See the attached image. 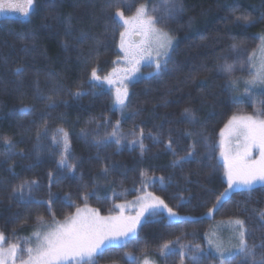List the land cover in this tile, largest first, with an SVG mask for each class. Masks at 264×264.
<instances>
[{
	"label": "trees",
	"instance_id": "1",
	"mask_svg": "<svg viewBox=\"0 0 264 264\" xmlns=\"http://www.w3.org/2000/svg\"><path fill=\"white\" fill-rule=\"evenodd\" d=\"M140 1L149 9L166 5V14L155 11L154 15L163 16L167 27L180 20L188 42L179 56L175 51L164 73L133 85L127 106L119 113L110 92L92 81L91 72H105L115 59L111 27L117 25L120 0H53L51 4L34 0L29 16L0 18V231L17 235L39 218H63L75 206L84 205L85 196L87 205L103 211L137 196L145 177L159 175L166 186L153 187V193L183 218L144 224L137 236L144 254H155L159 239L184 235L186 241L188 232L202 233L196 243L203 240L205 245L207 224L241 208L252 209L243 219L249 246H264V195L257 193L242 201L244 191L222 200L224 183L213 172V164L221 166L220 156L214 155L209 146L215 144H208L203 134L208 126L211 134L206 135L214 140L225 117L215 113L216 100L207 91L209 83L214 86L216 81L220 86L223 82L210 78L220 62L218 57L226 46L245 48L258 39L264 27V0H129L126 9L131 11ZM172 5L176 9L169 12ZM90 14L99 17L103 29L93 27ZM245 16L250 23L237 19ZM205 68L211 73H204ZM77 91L84 94L77 97ZM22 108L30 111L21 112ZM186 108L194 113V121L180 118ZM117 122L120 134L112 138L109 134ZM60 129L67 133L66 153L63 137L57 135ZM5 137L11 146L5 144ZM202 148L210 153L203 156ZM190 151L192 155L184 159ZM62 154L67 164L75 166L74 172L59 167ZM33 180L38 187L32 199L45 203H21L13 198L15 188ZM180 192L190 193L193 203L175 206L180 196L173 195ZM120 252L126 254L127 248L119 247ZM182 256L174 250L160 264L189 260L186 254ZM239 256L225 262L239 264ZM202 258L205 263L201 264L218 262L210 252ZM261 258L264 247L257 249L256 260ZM128 262L136 264L137 260Z\"/></svg>",
	"mask_w": 264,
	"mask_h": 264
},
{
	"label": "snow or ice",
	"instance_id": "2",
	"mask_svg": "<svg viewBox=\"0 0 264 264\" xmlns=\"http://www.w3.org/2000/svg\"><path fill=\"white\" fill-rule=\"evenodd\" d=\"M34 5V0H0V14L6 11H17L23 13L24 16L30 15V10ZM119 4L116 5V17H118L125 25V31L120 33V51L124 53V57L128 62V67L123 70L113 69V72L107 76L101 77L97 74V70L91 72V79L95 82H106L112 85L119 80L120 84L116 88V103L125 108L128 97L127 85L123 83L125 79H130L132 75L139 71L141 59L147 61L149 67L155 69V75L167 67V57L172 48V36L161 28L157 27L158 18L154 15L156 9L152 13L148 11L147 5L140 4L136 9L135 15L125 18L124 13L119 10ZM176 9V5L168 10L171 12ZM167 18H171L170 16ZM160 19H165L161 17ZM243 19L247 24L251 21L247 16L237 17ZM130 28L135 29L143 39L135 50H132L126 44V37L129 35ZM264 52V36L260 37ZM249 72L251 79L247 81L245 91H250L256 85H264V62L259 68ZM234 69V65L226 64L225 70L230 74ZM19 71V70H18ZM84 93L77 91L75 96L79 97ZM54 107L55 105H50ZM21 112L30 111L22 108ZM185 118L191 122L195 120V115L190 109L184 110ZM117 127L109 134L110 137H117ZM47 133L45 132V135ZM58 136L63 137L65 145V153L67 152L68 140L67 133L60 129L57 131ZM142 135V134H141ZM191 135V133H188ZM6 145L11 146V141L5 137ZM116 139V143H119ZM135 143V141H133ZM143 151V143L140 142ZM171 148V144L168 145ZM258 153V157L254 155ZM192 155L190 151L184 159ZM219 156L223 161L224 174L227 178L229 190L251 189L256 183H264V118H261L259 111L253 115H233L225 124L220 132L219 140ZM67 156L62 154L59 167L67 168L68 171L74 172L75 166L67 164ZM177 161L176 164H179ZM104 175L107 176L108 170L104 169ZM49 189L51 188V173ZM163 178H161V184ZM38 187L36 181H26L14 189L13 198L21 203H37L45 202L34 201L32 193ZM222 196L225 194L222 193ZM27 197V201H26ZM87 196L84 197V207L75 206V212L63 220V222L55 221L53 217V225L46 226V230H34L32 237L24 241V246L12 243L8 246V256L12 259V264H16L17 252H21L19 264H97V259L102 258L105 252L121 247L123 241L135 238L137 228L141 225L145 214L149 217L157 216L162 211H166L170 220H181L172 208L151 193L144 196H138L133 206L137 209L135 215H124V204L115 205L120 209L119 214L101 216L97 209L89 208L87 205ZM221 201L218 198L217 204ZM49 211L51 210L52 200L49 191V200L46 202ZM211 209L209 212L211 213ZM37 224L44 226L43 218L37 220ZM239 236V244L234 252L224 255L226 248L219 240H209L210 245H214L216 252L220 254L221 264L225 261H231L237 255H243L245 264L251 261V264H264V258L256 260L258 247L255 244L249 246L245 238V225L241 220H235ZM5 235L0 232V264H6L4 259L3 244ZM182 248L184 246H181ZM160 255L166 256L172 252L168 244H164L160 248ZM195 252L200 253L199 246H196ZM183 255V251L180 253ZM131 259V254H126ZM202 254L193 255V264H201ZM143 264H151V261L145 257Z\"/></svg>",
	"mask_w": 264,
	"mask_h": 264
},
{
	"label": "rangeland",
	"instance_id": "3",
	"mask_svg": "<svg viewBox=\"0 0 264 264\" xmlns=\"http://www.w3.org/2000/svg\"><path fill=\"white\" fill-rule=\"evenodd\" d=\"M45 1H47L46 3H48V4H51V2H53V0H45ZM57 1H59V0H57ZM128 1L129 0H120V5H119L120 6L119 10L124 13L125 18H128V17L135 15L136 9L139 7L140 4H142V2L140 1L130 11V10L126 9V5H127ZM20 2L24 3L25 0H20ZM147 8H148V11L150 13H152L153 9H151V7H150L151 10L149 9V7H147ZM154 9H156V11H158V12L160 11V13L166 14V11L168 8L166 7V5L156 4ZM31 10H32V8H31ZM31 10H30V12H31ZM11 16H15L18 18L24 17L23 13L17 12V11H6L4 14H0V18L11 17ZM89 16H91L93 27L96 28L98 26L99 29L103 27V25L99 24V22H100L99 17H98V19H96L91 14ZM155 16L157 17V15H155ZM161 17H163V16H161ZM115 18L117 19V20L115 19L117 22V25L114 24V26L111 27V29H112L111 34H114V37L112 38V40L115 44V48H114L115 53H116L115 59L111 62V64L109 65V68L105 72L99 73V71H97V74L101 77L109 75L110 73L113 72V69L123 70L129 66L127 60L124 57V53L121 52L120 48H119L120 33L125 31V25L123 24V22L118 17H116V15H115ZM158 20L160 22H158L157 27L168 32L172 36V41H173L172 48H171L169 55L167 57V67L164 68L159 73V74H161L167 70L170 60L175 58L176 56L180 55V52H182V48L186 47L185 45L187 44L188 41H186L187 37L183 36L181 33L180 20H179V22H175L176 24H173L171 27H169V26L167 27L165 22L162 19H158ZM62 24H63V21L61 20L60 25L62 26ZM169 28H172V29H170L171 31L169 30ZM65 35L70 37V35L68 33H65ZM262 36H264V27L263 26H262V29L259 30V32H258V39L251 46L245 47V48L232 46V45L226 46L222 55L220 54L218 57V59H220L219 60L220 62L217 64L216 70L214 69V73H212L210 76L211 82H213L214 77H218V79L220 81H223L220 84V86H218V82L216 84V81H215L214 86L211 83H209V88L207 89V91H208L209 97L212 100H216L217 109H215V113H217L219 115L225 114L223 125L218 129L217 137H215L214 140L212 139V141H211L209 139L210 138L209 135L211 134V132H210L211 130H209L208 126L205 129L206 131L204 130L205 132L203 133V134H205L204 135L205 141L208 144H211V145L215 144V147L209 146L210 149H213L214 155L219 153L220 132L224 128L225 124H227L228 120L233 115H253L255 112L259 111L261 113V118H264V85L258 84L254 88H251L250 91H245V88L247 86V81H249L251 79V77L249 76V72L255 70L253 65H255V68H259L261 63L264 62V52L261 51L262 43H261V39H260V37H262ZM142 39H143V37L140 34H138V32L135 29L130 28L129 35L126 37V44L132 50H135L137 48V46L140 44V41ZM176 50L178 52H177L176 56H174ZM236 58H237V60H235ZM226 64L234 65V69L230 74L225 70ZM200 68H201V66H200ZM209 69H210V67H209ZM206 72L211 73V70L208 71L207 68H205L204 73H206ZM154 73H155L154 66L149 67L147 61L144 59H141L140 64H139V71L137 73H135L134 75H132L130 77V79H125L123 81V83L125 85H127V90H128L127 99L129 98L131 91L133 90V87H134L133 85L137 84L138 82L148 80L149 78L155 76ZM93 82L100 84V85H103L104 88L110 92L111 97H113L114 107H115L116 111L119 113L122 109L116 103V100H115L116 88L120 84L119 80H117V82L112 84V85H109L106 82H95V81H93ZM127 99H126V101H127ZM126 101H125V103H126ZM203 105H205V104H203ZM202 111H205V110H202ZM180 118L183 119V121L189 122L185 118V116L183 114V110H182V114L180 115ZM207 133H209V135H206ZM119 134H120V132H117L118 136H119ZM201 153L203 156H206L207 153H210V150L205 151L202 148ZM254 155L258 157V153H254ZM218 161H220L221 166L217 167L216 164H213V166H214L213 172H214V174L215 173L218 174L219 177L217 179H218L219 183H221V182L224 183V187L220 189L221 193L225 194L224 196L221 195L222 200H224L226 198V196H229L230 194H234V193H238V192H239V194H241L244 191H247V194H246V196L241 197V198H243V199H241L242 201L244 199L246 200L250 197L255 196L257 193H261V195H264L263 194L264 193V183H259V182L254 184L251 189L229 190V192L226 193L225 190L228 188V183H227V178L224 174L223 161L220 157H219ZM161 178H163V177L159 176V175L158 176L157 175H151V176L145 177L142 181V186L137 188V196H135L131 199H127V200L125 199V200H122L120 202L110 204V206L107 208H104L103 211H100L98 208H95V207H92L89 205H88V207L97 209L100 212L101 216H107L109 214H112V215L119 214L120 209L116 208L115 205L124 204L125 205L124 215L125 216L135 215L137 209L133 206V204L137 200V197L138 196H144L147 193H151L152 195L157 196L156 194L153 193L154 188L161 189L164 186H166V183L164 181L161 184ZM209 179L211 181V174H210L209 178H207L208 182H210ZM163 180H164V178H163ZM186 191H188L187 188L184 190V192H186ZM184 192H182V193L180 192L178 194L173 195V197L178 196V198L180 196L178 203H176L175 206H180V205L183 206V204H187L189 202H190V204L193 203V199L190 198V196H191L190 193L186 194ZM159 198H161V197L159 196ZM236 201H239V198ZM197 206H198V204H195V207H197ZM79 207L82 208V207H84V205H81ZM168 207H170V205H168ZM170 208H172V207H170ZM173 211H175V210L173 209ZM251 211H252V209H248V208L247 209L241 208V210H239L238 212H235L234 210H229L228 213L225 212L226 216H224V217L222 216V220H218V221L212 223L211 225L207 224V230H206V233L204 236V242H205L206 246L203 244V240L200 242V244L196 243V241L198 239H201L202 233L195 234L194 232H188L185 234V236L188 239L186 241L182 240L184 238V235H179V236H176L174 238L169 237L168 239L163 240V241L161 239L157 240L156 241L158 243L157 250H156V253L152 254V255L144 254V248L137 244V239H139L137 236L139 235L140 228H142V226L144 224L156 222V220L161 221V222L163 220L169 221V222H176L179 220H170L166 211H162L159 215L153 216V217H149L147 214H145L144 219L141 221V225L137 228L135 238L129 239L127 241H123L122 245H121V248H127L126 254H131L132 258L129 259L128 256L124 253H121V252L117 253L118 248H116V249H112L110 251L105 252V254L102 258L97 259V264H125V263H129L128 261L135 262L136 260H137L136 264H143V260L145 257H147L151 261V264H160L162 261H164V259L166 257H169V255H171V253L174 250H177L179 252V254L181 253V251H184L182 258H184V255L186 254L185 257H187L189 259V260L185 259L186 261H192L193 255H201L202 254V257H207V256H209V252H210V254L215 259H217V261H218V262H214L213 264H221V262H219V261H221L220 254L216 252L214 245L209 244V240L221 241L223 243L224 247L226 248L224 255L227 257L229 255V253L234 252L236 250V247L239 244V236H238V232H237V226L234 224V221L235 220H241L244 222L245 238L247 239L248 227H247V223L243 219H245L246 216L248 215V213H250ZM74 212H75V209L70 214L66 215L65 217L73 214ZM235 215H237V216H235ZM177 216L183 218V216H181L179 214H177ZM65 217L60 218V219H57V218L56 219L54 218V219H55V221L63 222ZM218 217L220 218L221 216L219 215ZM43 221L45 222L44 226L35 224L33 226L21 229L17 235L13 232L11 233V231H5V230L0 231L5 235V242L2 246V248H3L4 259L6 261V264H12V259H11V257L8 256V246L10 244L17 243V244L21 245V248H23L24 241H26L32 237L34 230L39 229L41 231H44V230H46V226L53 225V218L48 219V220H43ZM261 242H262V240H261ZM164 244H168L170 246V248L172 249V252L166 256H161L159 250ZM181 246H184V247L182 248ZM196 246H199L200 253L195 252ZM258 246H263V244L259 243ZM153 255H155V256L153 257ZM20 256H21V252L18 250L16 264H19ZM185 260L181 261V264H185V262H186ZM201 262L205 263V259L202 258ZM237 262H239V264H241V262H243L242 264L245 263L243 255L239 256V259L237 260ZM224 264H229V263L224 262Z\"/></svg>",
	"mask_w": 264,
	"mask_h": 264
}]
</instances>
